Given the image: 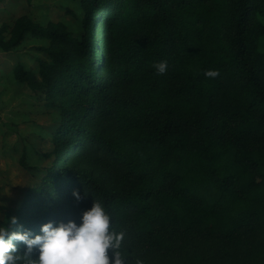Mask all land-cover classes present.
<instances>
[{
	"label": "trees",
	"instance_id": "trees-1",
	"mask_svg": "<svg viewBox=\"0 0 264 264\" xmlns=\"http://www.w3.org/2000/svg\"><path fill=\"white\" fill-rule=\"evenodd\" d=\"M81 1V37L26 15L8 38L0 28L6 52L30 33L49 39L39 79L22 63L14 77L62 115L52 163L6 226L35 235L48 221L79 223L95 199L125 232L121 251L153 237L166 260L198 239L229 248L246 236L264 258V0Z\"/></svg>",
	"mask_w": 264,
	"mask_h": 264
},
{
	"label": "rangeland",
	"instance_id": "rangeland-1",
	"mask_svg": "<svg viewBox=\"0 0 264 264\" xmlns=\"http://www.w3.org/2000/svg\"><path fill=\"white\" fill-rule=\"evenodd\" d=\"M87 12L81 0H0V28H6L8 38L15 20L26 15L44 26L51 22L62 23L81 37ZM49 42L48 38L30 33L11 51L0 49V222L16 217L28 188L40 181L46 166L53 161L51 152L55 144L51 137L61 124L62 115L46 103L42 92L16 80L13 71L22 63L39 79L37 59L46 58L39 48L48 46ZM257 48L264 52V33L257 37ZM227 129V123L220 128L222 132ZM247 145H255V142ZM23 155L28 168L21 164ZM261 236L264 238L263 234ZM245 237L235 240L229 248L217 242L218 238L198 239L192 250L171 254L173 259L166 260L164 256L158 258L151 248L153 237L144 241L130 239L127 250L120 251L127 257V264H264L263 257L244 249Z\"/></svg>",
	"mask_w": 264,
	"mask_h": 264
},
{
	"label": "clouds",
	"instance_id": "clouds-1",
	"mask_svg": "<svg viewBox=\"0 0 264 264\" xmlns=\"http://www.w3.org/2000/svg\"><path fill=\"white\" fill-rule=\"evenodd\" d=\"M155 68L158 74H164L168 61L157 62ZM218 74V70L206 73L210 77ZM73 195L80 198L79 192ZM11 223L16 224L17 217H11ZM124 238L125 232L117 231L104 204L94 199L79 223L73 219L48 221L35 235L31 230L10 231L5 222H0V264H127V257L120 251ZM16 240L27 246L23 257ZM34 248L39 253L36 257L31 255Z\"/></svg>",
	"mask_w": 264,
	"mask_h": 264
}]
</instances>
